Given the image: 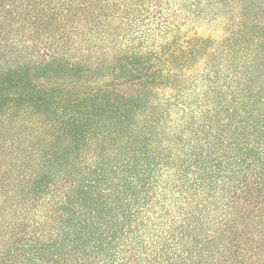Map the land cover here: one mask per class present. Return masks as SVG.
I'll return each mask as SVG.
<instances>
[{
    "label": "trees",
    "instance_id": "1",
    "mask_svg": "<svg viewBox=\"0 0 264 264\" xmlns=\"http://www.w3.org/2000/svg\"><path fill=\"white\" fill-rule=\"evenodd\" d=\"M0 264H264V0H0Z\"/></svg>",
    "mask_w": 264,
    "mask_h": 264
},
{
    "label": "rangeland",
    "instance_id": "2",
    "mask_svg": "<svg viewBox=\"0 0 264 264\" xmlns=\"http://www.w3.org/2000/svg\"><path fill=\"white\" fill-rule=\"evenodd\" d=\"M207 33H210V35L216 39H221L223 36V31L218 28L207 29Z\"/></svg>",
    "mask_w": 264,
    "mask_h": 264
}]
</instances>
